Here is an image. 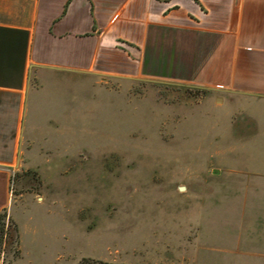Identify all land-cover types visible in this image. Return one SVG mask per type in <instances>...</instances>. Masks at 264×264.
I'll list each match as a JSON object with an SVG mask.
<instances>
[{
  "label": "rangeland",
  "instance_id": "374dc122",
  "mask_svg": "<svg viewBox=\"0 0 264 264\" xmlns=\"http://www.w3.org/2000/svg\"><path fill=\"white\" fill-rule=\"evenodd\" d=\"M32 76L40 111L0 212L15 214L26 252L8 244L6 264H252L238 249L241 221L254 241L263 218L253 198L225 196L224 178L254 150L217 155L241 138L237 114L211 126L231 113L228 96L165 80L87 74L46 86Z\"/></svg>",
  "mask_w": 264,
  "mask_h": 264
},
{
  "label": "crops",
  "instance_id": "0c3cea01",
  "mask_svg": "<svg viewBox=\"0 0 264 264\" xmlns=\"http://www.w3.org/2000/svg\"><path fill=\"white\" fill-rule=\"evenodd\" d=\"M87 74L188 83L228 96L231 113L214 116L211 126L226 128L237 114L241 138L217 155L248 147L254 157L248 149L230 163L237 176L228 170L225 196L253 198L263 218L255 229L264 233V0H0V212L9 208L23 135L40 111L32 75L61 86ZM8 216L24 256L23 230ZM241 222L240 254L264 264L263 233L244 241L253 228Z\"/></svg>",
  "mask_w": 264,
  "mask_h": 264
},
{
  "label": "trees",
  "instance_id": "16d2710c",
  "mask_svg": "<svg viewBox=\"0 0 264 264\" xmlns=\"http://www.w3.org/2000/svg\"><path fill=\"white\" fill-rule=\"evenodd\" d=\"M7 213L0 214V243L2 242L4 238V232H5V220L7 218ZM7 243L11 246L14 245L16 242L18 244L19 241V235H18V228L15 225V223L11 220V225L9 227V230L7 232ZM88 263V260H83L79 264H85Z\"/></svg>",
  "mask_w": 264,
  "mask_h": 264
},
{
  "label": "built area",
  "instance_id": "2783aa9c",
  "mask_svg": "<svg viewBox=\"0 0 264 264\" xmlns=\"http://www.w3.org/2000/svg\"><path fill=\"white\" fill-rule=\"evenodd\" d=\"M11 225V220L10 218L7 216L6 220H5V232H4V238L2 240V242L0 243V264H6V260H7V251H6V246L8 245L7 243V232L9 230V227Z\"/></svg>",
  "mask_w": 264,
  "mask_h": 264
}]
</instances>
